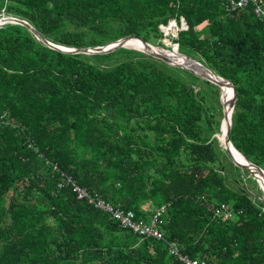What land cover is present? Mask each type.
<instances>
[{
	"label": "trees",
	"instance_id": "1",
	"mask_svg": "<svg viewBox=\"0 0 264 264\" xmlns=\"http://www.w3.org/2000/svg\"><path fill=\"white\" fill-rule=\"evenodd\" d=\"M239 1L0 0V16L66 48L129 36L175 48L232 84L230 141L264 170V0ZM222 118L220 89L180 67L129 48L64 53L1 25L0 264H181L169 244L264 264V200L217 139ZM65 177L143 224L165 205L163 237L121 228L59 188Z\"/></svg>",
	"mask_w": 264,
	"mask_h": 264
},
{
	"label": "water",
	"instance_id": "2",
	"mask_svg": "<svg viewBox=\"0 0 264 264\" xmlns=\"http://www.w3.org/2000/svg\"><path fill=\"white\" fill-rule=\"evenodd\" d=\"M170 23L167 26L168 28L171 26V24L176 26V23L174 21H172L171 24ZM4 24H18L20 26H23L27 30H29L36 37L37 40L41 41L42 43H44L45 45H47L48 47H50L54 50L64 52V53L90 55V54L108 53V52H112V51H115V50L120 49V48L135 49V50L141 51L145 54L151 55L157 59H160L161 61H163L167 64L175 65V66L180 67L184 70H187V71L191 72L192 74H194L195 76H197L201 79L207 80L210 83L214 84L215 86H217L220 89V101H221V104L223 107V118H222L221 125H220V132L218 135L219 137L217 136V139L223 145L224 149L226 150L227 154L229 155V157H230L231 161L234 163V165H236L237 167H239L242 170L247 171L260 185V182L258 181L257 177L259 176L261 178H264V170L262 168L256 166V165L250 163L243 155H241L234 148V146L232 145L230 138H229L230 128H231V116H232L234 103H235V97H236L234 88L229 81L211 73L209 70H207L204 66H202L200 63L196 62L195 60L178 53L175 48H172L171 50H168V49L166 50V49H163L162 47L158 48V47L153 46L151 44H148V43L144 42L143 40H141L137 37H134V36L122 38V39L111 42V43H109L105 46H101V47L76 49V48H66L63 46H58V45H55V44L49 42L48 40H46L45 38L40 36L33 29L32 26H30L27 22H25L23 20L15 19V18H8V17L2 16V17H0V26L4 25ZM176 30H177V32L179 30L177 26H176ZM129 41L132 42V44H133L132 46H134V47H131L128 45ZM168 44H170L169 40H168ZM175 53L178 56H180V58H177V60L174 59ZM224 88L230 89L232 91L229 103L226 102V100L224 99V94H223ZM229 105H230V108H229ZM235 154H237V157L239 160L234 157ZM260 188L264 193V190L262 189L261 185H260Z\"/></svg>",
	"mask_w": 264,
	"mask_h": 264
},
{
	"label": "built area",
	"instance_id": "3",
	"mask_svg": "<svg viewBox=\"0 0 264 264\" xmlns=\"http://www.w3.org/2000/svg\"><path fill=\"white\" fill-rule=\"evenodd\" d=\"M247 5V0H240L237 3H233L231 8H243ZM255 13L260 16L261 12L258 9H255ZM179 30L184 29V24H181ZM177 36V32H176ZM174 36V37H176ZM53 169H56V166H53ZM69 186L71 191L75 194V198L78 201H85L87 205L93 207L94 209L100 210L105 213H109L110 216L118 221L119 225L123 229H129L132 232L139 234L141 236L153 237L156 239H161L163 237V233L158 229L157 224L160 223V218L164 215L166 211L165 205L158 207L155 210L154 217L152 219L151 224H143L140 221L134 220V215L132 212L123 213L118 209H115L108 203H105L100 197L89 193L86 189L78 186L71 177H65V180L58 184L59 188H64ZM224 213L222 218H229V213L227 212L226 207H222ZM169 253L177 257V261L181 264H210L205 260H193L185 255H181L178 252V249L174 247V244H169Z\"/></svg>",
	"mask_w": 264,
	"mask_h": 264
},
{
	"label": "rangeland",
	"instance_id": "4",
	"mask_svg": "<svg viewBox=\"0 0 264 264\" xmlns=\"http://www.w3.org/2000/svg\"><path fill=\"white\" fill-rule=\"evenodd\" d=\"M0 17H2V16H0ZM171 23H172V21H171ZM170 23V24H171ZM166 28H168V27H166ZM165 28V29H166ZM172 29V28H171ZM171 29H170V31H171ZM174 31H171V33L170 34H168L167 35V33H165L167 36H172V37H174V36H176V32H177V30H176V32H174ZM166 36V37H167ZM164 43H167L168 44V39L167 40H164L163 41ZM156 47H158V46H156ZM160 47H162V46H159L158 48H160ZM173 47V46H172ZM163 49H166L165 47H162ZM167 50V49H166ZM169 50V49H168ZM177 57V56H176ZM219 137V136H218ZM228 167H227V169H229V170H231V168H230V166L229 165H227ZM237 171V170H236ZM252 177V176H251ZM253 178V177H252ZM244 179H245V182H243V185H244V187L248 190V192L251 194V195H255L257 198H259V199H262V200H264V193H263V191L261 190V188H260V185L257 183V181L253 178V180H255V182H256V184H253V182L250 180V178H249V176H247V175H245L244 174ZM262 187V186H261ZM263 189V188H262ZM264 190V189H263ZM11 194L9 193L8 194V196H10Z\"/></svg>",
	"mask_w": 264,
	"mask_h": 264
},
{
	"label": "bare ground",
	"instance_id": "5",
	"mask_svg": "<svg viewBox=\"0 0 264 264\" xmlns=\"http://www.w3.org/2000/svg\"><path fill=\"white\" fill-rule=\"evenodd\" d=\"M170 29H171V31L176 32V27L175 26H171ZM171 31H170V33H171ZM128 45L131 46V47H134V46H132L133 44L130 41L128 42ZM174 59L177 60L176 55L174 56ZM223 94H224V99L226 100V102L229 103L230 102V98H231L232 91L230 89L224 88ZM229 108H230V105H229ZM234 157L236 159H238L237 154H235ZM257 179L260 182V185L262 186V188L264 189V178H261V177L258 176Z\"/></svg>",
	"mask_w": 264,
	"mask_h": 264
}]
</instances>
